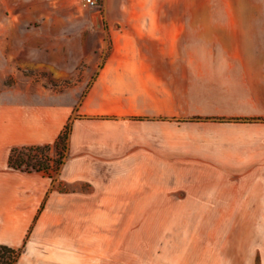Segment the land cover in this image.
<instances>
[{
  "label": "crops",
  "instance_id": "1",
  "mask_svg": "<svg viewBox=\"0 0 264 264\" xmlns=\"http://www.w3.org/2000/svg\"><path fill=\"white\" fill-rule=\"evenodd\" d=\"M163 2L105 0L97 20L70 15V0H17V33L0 38V244L26 242L16 264H69L39 233L84 198L54 183L101 200L188 185L194 215L264 217V0L237 15L127 14ZM97 55L71 88L70 57ZM69 120L56 181L9 167L14 146L54 145Z\"/></svg>",
  "mask_w": 264,
  "mask_h": 264
},
{
  "label": "rangeland",
  "instance_id": "2",
  "mask_svg": "<svg viewBox=\"0 0 264 264\" xmlns=\"http://www.w3.org/2000/svg\"><path fill=\"white\" fill-rule=\"evenodd\" d=\"M239 1L164 0L159 8H134L127 14L237 15ZM104 3L95 9L70 0V15L100 20L106 14ZM15 33L17 0H0V38ZM102 60V55L71 56L70 87L94 76L93 67ZM30 69L27 66L25 71ZM168 170L170 178L189 177L179 175L177 169ZM58 174L51 179L56 181ZM53 185L52 189L76 192L73 197L84 198H71V214L53 217L59 226L39 233L55 256L63 251L65 260L69 255V264H264V217L194 215L188 205V185H173L153 199H145L148 193L138 188L118 192L112 200L99 199L104 195L93 191L91 184ZM81 207L85 215L77 214ZM259 240L262 248L255 246Z\"/></svg>",
  "mask_w": 264,
  "mask_h": 264
},
{
  "label": "trees",
  "instance_id": "3",
  "mask_svg": "<svg viewBox=\"0 0 264 264\" xmlns=\"http://www.w3.org/2000/svg\"><path fill=\"white\" fill-rule=\"evenodd\" d=\"M72 129L73 120H69L54 145L14 146L9 155V167L23 172H42L53 178L67 157ZM52 149L56 154L53 160L50 159ZM51 162H53V165ZM25 243L18 248L0 244V264H16L24 250Z\"/></svg>",
  "mask_w": 264,
  "mask_h": 264
},
{
  "label": "built area",
  "instance_id": "4",
  "mask_svg": "<svg viewBox=\"0 0 264 264\" xmlns=\"http://www.w3.org/2000/svg\"><path fill=\"white\" fill-rule=\"evenodd\" d=\"M79 3L82 7L84 8H95V9H100L102 7L103 4V0H79ZM56 157V154L54 152H52V150L50 151V159H54ZM50 160V161H52ZM51 164L53 165V162H51Z\"/></svg>",
  "mask_w": 264,
  "mask_h": 264
}]
</instances>
